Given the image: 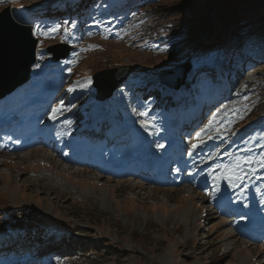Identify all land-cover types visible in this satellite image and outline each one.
Masks as SVG:
<instances>
[{
  "label": "rangeland",
  "instance_id": "374dc122",
  "mask_svg": "<svg viewBox=\"0 0 264 264\" xmlns=\"http://www.w3.org/2000/svg\"><path fill=\"white\" fill-rule=\"evenodd\" d=\"M119 1L99 0L91 17L84 20L85 24L75 21L76 25L74 22L68 24L70 18L63 21L60 13L49 15L46 21L35 15L40 8L50 10L63 6L62 0H16L15 3L5 0L0 5V14L10 7L15 19L30 26L39 24L43 29L60 26L55 39L39 37L43 44L41 47L40 43V55L45 54V58L39 59V68L33 67L29 85L8 98L9 107L15 111L14 101L21 105L20 98H39L57 90V105L63 102L70 108L68 114L72 123L78 125V120L84 119V126L95 104L92 76L136 66L138 72L107 104L117 111L121 123L129 130L126 139L137 142L140 136L144 139L152 136L151 150L157 157H162L164 149L156 147L165 143L161 133L170 131L175 127L172 125L180 124L184 117L197 114L203 100L211 103L214 96L218 99L226 95L217 108L228 104L224 122L230 118L235 123L231 132H224L226 141H215L222 143V150L228 147L227 152L242 156L264 154V148L260 147L264 140L259 139L264 136V23L258 16L248 17L255 27L247 32L245 42L240 41L241 28L236 34L231 28L219 27L215 34L188 43L180 16L165 17L175 8L187 20L207 15L209 11L205 9L209 0H163L159 4L137 7L133 13L129 10L130 15H127L128 11L127 14L122 12ZM70 2L67 0V4ZM252 8L251 4L244 5L243 15L258 12ZM259 11L262 14L264 6ZM53 17L56 20H52ZM73 25L72 45L76 47L74 54L79 55H73L69 61L77 62L61 63L64 74L53 77L52 74L60 73L62 69H50L51 56L46 54V48L66 43L68 40L62 32ZM225 34L223 47L217 51L202 52L196 47L200 41L213 44L214 35L223 38ZM186 61L197 68L190 77L192 90L187 91L189 102L185 105V90L182 96L171 95L159 85L155 75ZM214 63L221 67L220 74L210 71ZM89 78L90 84L87 83ZM143 86L147 88L141 93ZM33 87H36L34 91ZM69 89L75 90L70 92ZM149 92L152 93L150 99L146 97ZM182 100L184 107H188L185 111L181 110ZM82 106L86 108L81 111L85 116L79 113ZM245 106L251 110L243 119H237L232 109H240L243 114ZM6 109L0 103V115ZM141 111H148L150 118L155 117L156 134L149 135L141 128L140 122L145 119L138 115ZM113 142V139L106 140L107 144ZM192 143H196L195 138ZM246 147L252 151L241 152ZM55 153L41 147L17 154L0 151V211H7L0 214V264L264 262V247L239 237L230 221L211 207L208 196L193 184L161 188L130 177L106 178L90 168L65 165ZM228 160L226 158L225 162ZM253 167L261 173L246 183L250 190H255L258 182L264 183V179L257 178L264 177V169L257 165ZM224 185L228 187L226 182ZM245 195L244 192L243 197ZM46 226L57 229L64 236L49 232ZM15 231L20 233L18 238L11 235Z\"/></svg>",
  "mask_w": 264,
  "mask_h": 264
},
{
  "label": "bare ground",
  "instance_id": "6f19581e",
  "mask_svg": "<svg viewBox=\"0 0 264 264\" xmlns=\"http://www.w3.org/2000/svg\"><path fill=\"white\" fill-rule=\"evenodd\" d=\"M219 71L221 73V70H219ZM183 89L184 88L177 91V92L181 91V93H176L174 91H170V92H171V94H174L176 96H181ZM9 96H11V94L0 99V102L5 101ZM96 102L97 103L91 108V112L89 115L90 119L86 125V129L89 131H93V129L96 125L95 123L104 118V116L100 115V111L106 110L105 105L107 102H99V101H96ZM9 112L10 111L5 113L1 118L2 119L10 118L11 115L8 114ZM68 119H70V117ZM62 121L58 120L57 122H55L54 124L50 125L47 128L48 132H51L50 134H48L50 137V142H52V144H54L55 147H58V145H60L61 146L60 149L62 150V154H65V153H67V154L85 153V151H83L84 148H82L83 142H79L80 135L78 134V132H72L73 135L69 136L66 129H65V125L61 124ZM107 122L109 123V122H111V120H107ZM107 122H105V123H107ZM78 124H80V122H78ZM25 125H26V123L21 122L19 124V127L23 128V127H25ZM10 126L12 127V125H10ZM10 126L1 127L0 128V134H2V135L7 134ZM150 138H152V137H150ZM171 138L175 139L173 134L170 133V140H171ZM170 140H167L166 144ZM96 143L97 142L92 143L91 146H95ZM127 143H129V141L126 140L124 142V144H127ZM151 143H152L151 139H143L142 137L141 138L139 137L137 142L134 144L137 146L132 145L131 147L126 148V149H128V152L124 153V157L122 158V161L131 163V165H135L138 161H143V160L151 158L152 157L151 153H150ZM180 144H181V142H178L177 148H178V145H180ZM212 144L213 143H211V142L207 143L205 146V150L207 149L208 145H212ZM127 145H129V144H127ZM217 145H219V147L221 146L220 144H217ZM177 148L168 149V152L166 153V158L169 159L171 157L172 153L177 152ZM90 154H92V155L95 154L96 158H98V161H101L102 157H104V155L106 153L103 151H95V153L90 152ZM201 154H203V153L198 149L197 152H195L193 154V157L188 156L187 159H185L186 164L184 163L185 164V166H183L184 170H187V171H189V173H192L191 174L192 177L197 176L196 179H197L198 185L202 184L204 186L203 188H205L204 189L205 191L211 190V193H212L211 196L212 197H208L209 200L213 197L218 199L219 195H220V202H221V205H219L220 209L224 208L226 206V204H228L227 212H231V210L233 211V208H235V209H239V210L242 209L243 211H247V212L251 213L252 218H250V219L239 218V219L233 220L232 218H229V220L232 221V225L236 224L238 228L253 229V230H256L257 232L264 234V203H261V195H262V193H264V186L260 185V191L256 190L254 193L249 194L247 198L239 199V200L234 199L233 195L236 194L240 190V188L233 191L232 189H230L228 187L229 189L226 190L224 182L220 183L219 189L214 187L213 181H212L211 177L207 175V172H208L210 165L216 163L217 161H209L207 163H200L199 159H200ZM120 159H121L120 154H118V153L112 157V160H120ZM224 162H225V160H224ZM113 163L116 166L112 167L113 170H112L110 175H112V176H119L120 175V176H123L124 178L132 176L131 175L132 173H128L126 171L122 172L121 166L118 163H115V162H113ZM208 164H210L209 167H207ZM160 167H162L161 163H160ZM93 168H94V171L97 172L98 168L97 167H93ZM159 170L162 171V169H158L157 171H159ZM106 174H108V173H106ZM245 181H246V178H245ZM241 187H243V185ZM235 200H237V201L230 206V204ZM208 203L210 205H213L216 209H219L217 207V205L215 206V203H213V202H212V204H211V202H208ZM245 203L248 205L247 207L244 206ZM257 257L260 258L259 255ZM28 261L31 262L32 258H31V260H28ZM260 264H264V262L262 261Z\"/></svg>",
  "mask_w": 264,
  "mask_h": 264
},
{
  "label": "snow or ice",
  "instance_id": "6c2138e0",
  "mask_svg": "<svg viewBox=\"0 0 264 264\" xmlns=\"http://www.w3.org/2000/svg\"><path fill=\"white\" fill-rule=\"evenodd\" d=\"M13 3L16 2V0H12ZM5 3V0H0V5ZM74 27V25H73ZM60 32V26L56 25L48 29H43L39 24L35 26L34 34L39 38L43 37L45 39H55V34ZM65 36L68 35V29H64ZM119 36L120 34L117 33ZM107 38V36H105ZM63 39V37H62ZM43 46L41 41V47ZM88 49H83L82 51H87ZM75 56H78V53L74 54ZM45 58V54H41L39 56V59L43 60ZM77 61H64V63H73L75 64ZM36 68H39V64L36 65ZM70 71V70H69ZM80 83V82H78ZM87 83H91V79L89 78L87 80ZM83 86V85H81ZM247 87V85H245ZM75 89H69V91H74ZM245 100L248 99V97L244 98ZM229 109L228 104L222 105V107L217 108L208 119L207 123L203 125L202 128L199 129L195 133V140L196 143L191 144V150L188 151V156L193 157V154L197 152L199 149L203 154L200 155L199 162L200 163H207L209 161H217L214 164H211L207 175L211 177L213 181V186L219 189V185L221 182H226L228 187L235 191L236 189L240 188V192L238 195L243 197L244 192L247 191V185L245 184V178L248 175H255L257 168L253 167V165H257L259 168L264 169V154H261L258 157H252V156H242L239 154H236L234 152H225L223 153V156H226L229 158L228 162H224L223 157L221 156V149L219 145L212 144L208 145L207 149L205 150V145L207 141H214L216 139H221L226 141V137L224 136V132H231L232 131V124L235 123L232 119H227L226 122H224V118L227 117ZM251 109L248 106H245L243 109V114L241 113L240 109H232L237 114V119H243L244 114L249 112ZM64 111H70V108H66L63 102H61L59 105H57L54 108H51L50 115L48 116V119L51 120L53 123H55L59 117L63 114ZM139 116L144 117V120H141L140 126L143 128V130L148 133L149 135L156 134L155 129V117H149L148 111H141L138 113ZM66 124L71 125L72 120L69 119L65 121ZM234 134V133H232ZM253 140L256 139V137L252 138ZM259 139L264 140V136L259 137ZM157 148L163 149L165 145L163 143H159L156 145ZM261 148H264V144L260 145ZM251 148H243L241 149V152H251ZM67 155V153H65ZM219 158V159H218ZM195 162V161H194ZM190 175L192 173H189ZM258 179H264V177H257ZM243 185V187H241ZM257 191H260L258 188ZM215 198V197H213ZM261 203H264V193L261 195ZM247 207L248 205L245 203L244 205Z\"/></svg>",
  "mask_w": 264,
  "mask_h": 264
},
{
  "label": "water",
  "instance_id": "95a60500",
  "mask_svg": "<svg viewBox=\"0 0 264 264\" xmlns=\"http://www.w3.org/2000/svg\"><path fill=\"white\" fill-rule=\"evenodd\" d=\"M71 50L72 48L67 45L48 48V52L54 56V62L65 59ZM36 54L37 41L33 38L31 29L19 25L13 19L10 9H4L0 14V99L28 81L30 68L36 61ZM136 69L134 66H129L106 71L100 76L94 75V87L97 89L98 99L110 98ZM191 69L192 65L189 62L179 64L171 71L160 73L158 79L162 84L177 90L184 85Z\"/></svg>",
  "mask_w": 264,
  "mask_h": 264
},
{
  "label": "trees",
  "instance_id": "16d2710c",
  "mask_svg": "<svg viewBox=\"0 0 264 264\" xmlns=\"http://www.w3.org/2000/svg\"><path fill=\"white\" fill-rule=\"evenodd\" d=\"M160 0H120L119 2H126V4H132L134 6H143L144 4H152L155 3L159 4L161 3ZM251 4L254 6L252 8L253 10L258 9L257 11H254L256 13L243 15V12L246 11L243 9L244 5ZM80 6H76L75 13L81 14L82 11L86 10V5H89L87 0H84L82 3L79 4ZM91 6V4H90ZM261 6H264V0H209L206 5L207 11H209L207 15L203 16H197L193 20H187L181 16L182 13H180L178 8L170 9V12L165 18H168V16H180V19L182 21L184 31L183 34L188 37V43H192L196 40H200V38L204 35H212L215 34L216 28H224L225 30H228V28H231L233 32H238L239 28L243 29L242 33H245L249 29H251L254 25L250 24V19H248L249 16H258V20L262 21L264 23V11L262 14H260L261 11H259V8ZM196 7L193 9V13L196 14ZM211 13H214L213 16H211ZM85 15V13H83ZM254 20V19H253ZM252 20V21H253ZM217 36V35H216ZM223 38H226V35L223 36ZM223 38L218 35L215 38L214 44H204L203 42H199L197 44V48L201 50H205L214 46H219L223 44ZM46 228L56 231L57 229H54L51 226H46ZM58 231V230H57Z\"/></svg>",
  "mask_w": 264,
  "mask_h": 264
}]
</instances>
